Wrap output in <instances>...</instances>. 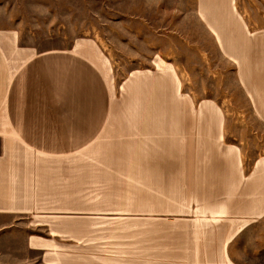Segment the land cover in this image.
<instances>
[{
  "label": "rangeland",
  "instance_id": "1",
  "mask_svg": "<svg viewBox=\"0 0 264 264\" xmlns=\"http://www.w3.org/2000/svg\"><path fill=\"white\" fill-rule=\"evenodd\" d=\"M197 7L2 0L0 42L10 55H85L111 101L99 135L76 152L43 157L7 132L0 138V156L13 148L5 161L24 154L25 166L50 165L46 183L0 185V198L16 197L0 201V264H264V216L246 217L264 204V174L241 184L237 156L226 153L240 148L244 174L264 156V116L241 82L264 74L239 73ZM236 51L250 69V47Z\"/></svg>",
  "mask_w": 264,
  "mask_h": 264
},
{
  "label": "crops",
  "instance_id": "2",
  "mask_svg": "<svg viewBox=\"0 0 264 264\" xmlns=\"http://www.w3.org/2000/svg\"><path fill=\"white\" fill-rule=\"evenodd\" d=\"M197 1L199 18L208 31L217 37L222 52L228 58L233 60L234 57L236 58L238 72L248 75L260 72L264 74V66L260 62V59L264 58V51L260 49V45L264 44V0ZM1 4L2 0H0ZM231 26H235L236 29L232 31ZM224 37H242V39L230 38L227 41ZM240 43L243 49L250 47V55L253 58L250 69L249 63L244 65V60L236 56V48ZM262 61L264 62V59ZM241 79L250 91L259 113L264 116V94L261 96L258 93L259 88L264 90V76H255L256 85ZM251 89H256V93L253 94ZM110 101L111 94L107 82L99 67L89 57L74 51L53 50L35 54L19 62L15 52L10 55L1 40L0 138L2 141H5L7 132L23 144L21 147L23 150L43 157L76 152L82 147L84 139H94L99 135L108 120ZM219 118L223 122L224 114L221 108ZM69 138L74 139L71 141L74 148L69 149ZM220 139H223V133ZM226 147L227 156L231 154L237 156L241 184L252 174H264V156L253 163L248 174H244V169L243 172L241 171L244 167V154L238 146L228 144ZM4 149L13 148L8 144L2 147L0 185H5V181H9L15 187L17 185L14 183L18 180L19 187L22 182H26L28 186L32 185L33 178L34 181L37 180L36 177H39L41 182H47L49 173L46 170L50 165L32 162L25 166L24 154L18 161H5ZM12 193H19V190L14 189ZM24 195L21 199L25 200L27 198ZM4 200H16V197L0 198V201ZM2 207L3 205L0 209ZM252 216L257 218L264 216V204L260 203L259 206H253L248 210L246 217ZM247 224L240 231L247 227Z\"/></svg>",
  "mask_w": 264,
  "mask_h": 264
}]
</instances>
